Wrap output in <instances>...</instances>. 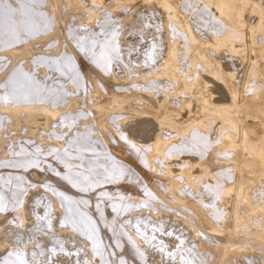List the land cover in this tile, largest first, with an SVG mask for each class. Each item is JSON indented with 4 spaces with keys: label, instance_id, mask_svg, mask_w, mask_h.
<instances>
[{
    "label": "bare ground",
    "instance_id": "obj_1",
    "mask_svg": "<svg viewBox=\"0 0 264 264\" xmlns=\"http://www.w3.org/2000/svg\"><path fill=\"white\" fill-rule=\"evenodd\" d=\"M0 264H264V0H0Z\"/></svg>",
    "mask_w": 264,
    "mask_h": 264
},
{
    "label": "snow or ice",
    "instance_id": "obj_2",
    "mask_svg": "<svg viewBox=\"0 0 264 264\" xmlns=\"http://www.w3.org/2000/svg\"><path fill=\"white\" fill-rule=\"evenodd\" d=\"M4 7L9 11V12H14L15 10L12 9L11 5H4ZM23 8V5L21 6ZM24 21L21 20V24L23 25Z\"/></svg>",
    "mask_w": 264,
    "mask_h": 264
}]
</instances>
